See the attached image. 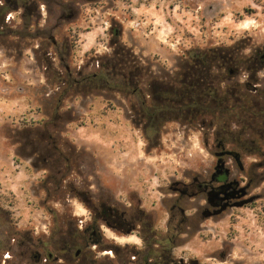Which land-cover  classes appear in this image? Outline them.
Masks as SVG:
<instances>
[{"label": "rangeland", "instance_id": "374dc122", "mask_svg": "<svg viewBox=\"0 0 264 264\" xmlns=\"http://www.w3.org/2000/svg\"><path fill=\"white\" fill-rule=\"evenodd\" d=\"M46 1H37L27 29L21 11L6 13L0 27V264H33L34 254L55 259L63 250H80L87 264H154L148 249L166 250L159 242L167 238L172 264H264L257 157L238 152L240 166L224 157L245 196L206 216L205 194L189 200L179 188L210 180L224 136L176 120L146 142L131 95L76 93L65 75L96 71L117 40L154 78L184 72L191 53L222 51L242 62L231 74L213 70L215 85L264 94V65L248 69L264 52V0ZM90 37L97 40L85 50ZM143 43L154 50L141 52ZM102 108L113 143L99 147L87 129L100 124ZM236 130L224 151L239 140Z\"/></svg>", "mask_w": 264, "mask_h": 264}, {"label": "trees", "instance_id": "16d2710c", "mask_svg": "<svg viewBox=\"0 0 264 264\" xmlns=\"http://www.w3.org/2000/svg\"><path fill=\"white\" fill-rule=\"evenodd\" d=\"M0 27L4 23L5 14L21 11L20 20L24 29L32 26L38 17L39 0H0ZM45 1L46 0H40ZM63 17V15H62ZM117 37V33L114 32ZM114 36V37H115ZM114 39H117V38ZM113 52L98 60L96 71L75 76L65 69L68 84L76 93L90 95L93 92L103 94H129L133 97L129 102V111L134 122L143 129L146 142L151 141L167 122L182 120L201 127L215 129V134L224 136L222 145L226 143V135L232 127L239 136L229 154L242 152L255 156L257 165L264 164V94L251 96L252 90L246 84H237L235 88L220 89L215 85L220 74L213 73L225 70L230 74L231 66L224 67L229 59L222 51L212 53L189 54L191 63L185 71L174 76L164 75L154 78L146 69L138 66L132 52L111 41ZM235 65L242 60L234 59ZM239 86V87H238ZM243 90L241 91V89ZM245 91V92H244ZM260 96V97H259ZM110 101V100H107ZM221 139V138H219ZM229 143V142H228ZM227 144V143H226ZM224 147V146H223ZM175 237L181 231L174 227ZM173 239L165 241L169 248L164 251L148 249V254L156 258L154 264H172L171 248L175 247ZM97 243V242H95ZM189 264H196L191 262Z\"/></svg>", "mask_w": 264, "mask_h": 264}, {"label": "flooded vegetation", "instance_id": "af4514ba", "mask_svg": "<svg viewBox=\"0 0 264 264\" xmlns=\"http://www.w3.org/2000/svg\"><path fill=\"white\" fill-rule=\"evenodd\" d=\"M252 59V64L248 69H256L258 67L264 65V52L262 54H257ZM233 58H229L227 61L223 63L224 67L231 66L233 62ZM232 70H230V74ZM217 147L222 150L217 151L215 156L217 158V165L214 173L211 175L210 180L206 182L199 183L192 182L193 185L183 183L181 188H179V194L181 198L188 197L189 200L205 194V200L211 206L210 209H207L205 212L206 216L221 213L220 211L227 209L230 205L234 204L235 201H238L240 198L245 196V193L239 189V183L235 180H230L228 169L225 168V164L223 162L225 156L233 157L237 164L240 166L239 158L234 154L227 153L228 151H224V147L222 145V140H217ZM192 188H195V191H192ZM192 191V192H191ZM181 214L184 215V211L181 209ZM94 233V232H93ZM62 254V255H61ZM33 264H39L42 262L43 264H50V260L54 261V264H87L86 257H81V251L77 250L73 254L70 253V250H63L60 252V256H55L53 259L52 254H47L45 258L40 259L38 254H34L33 256ZM28 264V263H24ZM137 264H143V261H138Z\"/></svg>", "mask_w": 264, "mask_h": 264}, {"label": "crops", "instance_id": "0c3cea01", "mask_svg": "<svg viewBox=\"0 0 264 264\" xmlns=\"http://www.w3.org/2000/svg\"><path fill=\"white\" fill-rule=\"evenodd\" d=\"M90 33H92V32H89L88 34H90ZM89 39H92L93 41L89 42V44L88 43L83 44V47H84L83 49H85V50H87L89 48L91 49V47H93V43H95V41L97 40V38L93 39L91 37ZM141 45L139 47L140 51L145 52L146 54L150 53V50H154V48L150 47L149 46L150 44H148V43H143ZM107 116H108L107 110L102 108V111L99 112V117H98V121L100 122V124L98 126H93L94 128L92 126H90V128L87 129L89 132H91L90 137L93 139V141H95L93 143H96L97 146H99V147H101V144L107 145L108 141H112V137L107 136L106 131H105V129H107V122L105 124H104V122H105V119L107 118ZM83 127H85V126H81L80 128H83ZM113 139L115 140L116 138H113ZM112 143H113V141H112Z\"/></svg>", "mask_w": 264, "mask_h": 264}]
</instances>
